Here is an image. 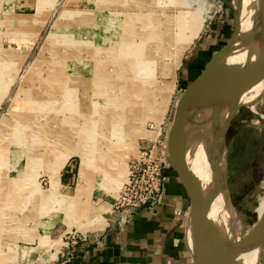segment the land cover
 I'll return each mask as SVG.
<instances>
[{"label":"rangeland","instance_id":"obj_1","mask_svg":"<svg viewBox=\"0 0 264 264\" xmlns=\"http://www.w3.org/2000/svg\"><path fill=\"white\" fill-rule=\"evenodd\" d=\"M211 2L0 0V264L67 260L114 220L141 147H167L187 70L232 32ZM226 139L230 222L245 233L263 206L264 118L240 108Z\"/></svg>","mask_w":264,"mask_h":264},{"label":"water","instance_id":"obj_2","mask_svg":"<svg viewBox=\"0 0 264 264\" xmlns=\"http://www.w3.org/2000/svg\"><path fill=\"white\" fill-rule=\"evenodd\" d=\"M232 12L233 29L227 41L208 60L201 72L192 80L177 102L167 138V154L188 197L186 244L192 264H243L241 253L251 244L264 242V208L260 216L240 238L229 236L224 226L218 223L221 211L234 217L228 187L227 132L237 112L248 107L264 118V114L249 105H239L225 121L218 134L222 149L221 169L217 170L216 188L208 190L195 174L190 163L193 120L200 113L218 103L222 108L249 73L264 62V0L254 14L251 27H244L243 0H219ZM245 57L243 61L241 58ZM221 196L223 209L213 213L215 199ZM234 236V235H233ZM230 243V244H228Z\"/></svg>","mask_w":264,"mask_h":264},{"label":"crops","instance_id":"obj_3","mask_svg":"<svg viewBox=\"0 0 264 264\" xmlns=\"http://www.w3.org/2000/svg\"><path fill=\"white\" fill-rule=\"evenodd\" d=\"M189 69L183 79L185 91L197 75ZM74 167L71 161L66 164L64 180L68 183L74 180ZM163 175L161 204L141 207L126 224L108 222L95 242L56 264H192L186 244L188 197L170 162ZM260 264H264V242Z\"/></svg>","mask_w":264,"mask_h":264},{"label":"bare ground","instance_id":"obj_4","mask_svg":"<svg viewBox=\"0 0 264 264\" xmlns=\"http://www.w3.org/2000/svg\"><path fill=\"white\" fill-rule=\"evenodd\" d=\"M195 1L198 5L200 4L201 7L205 6V3L208 1H218V7H220L222 3L219 0ZM262 2L263 0H243L242 13L244 27L246 29L251 27L254 14L259 11ZM116 51L117 50H115V52ZM244 59L245 57L241 58L240 61ZM257 69L255 74H253L254 70H252L248 78L231 92L230 96L225 100V104L222 105L223 108L218 103H215L206 109V113L198 114L193 120V132L190 140V163L193 171L208 190H214L216 188L215 178L217 170L221 169L222 149L218 143L217 136L222 131L225 121L239 105H249L256 110L255 107L258 101H264V62L258 66ZM263 196L264 185L263 190L258 193L257 200L260 201ZM220 197L221 196H218L214 201L213 213H216L219 207H223ZM262 203L263 206L259 216L264 208V199ZM257 204H259V202ZM234 217L225 216L223 211H221L217 220L219 224L224 226V232L229 236L228 240L232 237L240 238L247 232L244 233V223L239 219L235 227L231 225L230 221ZM260 252L261 244L257 242L253 243L241 253L240 259L243 264H260Z\"/></svg>","mask_w":264,"mask_h":264},{"label":"built area","instance_id":"obj_5","mask_svg":"<svg viewBox=\"0 0 264 264\" xmlns=\"http://www.w3.org/2000/svg\"><path fill=\"white\" fill-rule=\"evenodd\" d=\"M167 161L166 147L161 139L153 140L151 145L142 146L138 155L130 164L126 179L115 198L112 213L114 221L126 224L141 207L154 208L163 200V171ZM95 242L86 237H78L73 249L68 251L67 259L72 258L82 246Z\"/></svg>","mask_w":264,"mask_h":264},{"label":"flooded vegetation","instance_id":"obj_6","mask_svg":"<svg viewBox=\"0 0 264 264\" xmlns=\"http://www.w3.org/2000/svg\"><path fill=\"white\" fill-rule=\"evenodd\" d=\"M230 128V127H229Z\"/></svg>","mask_w":264,"mask_h":264}]
</instances>
